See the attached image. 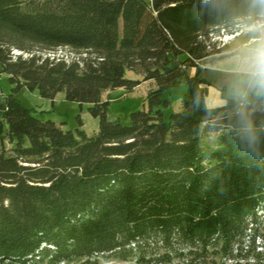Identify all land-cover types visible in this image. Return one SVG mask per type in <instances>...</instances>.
<instances>
[{
  "label": "trees",
  "instance_id": "16d2710c",
  "mask_svg": "<svg viewBox=\"0 0 264 264\" xmlns=\"http://www.w3.org/2000/svg\"><path fill=\"white\" fill-rule=\"evenodd\" d=\"M260 16V0H0L14 86L0 104V264H264V95L209 106L200 77L222 50L210 30ZM59 47L84 56L43 54ZM147 81L148 109L109 120L103 92ZM22 87L89 104L97 133L41 119L14 97ZM205 125L217 135L203 146Z\"/></svg>",
  "mask_w": 264,
  "mask_h": 264
},
{
  "label": "rangeland",
  "instance_id": "374dc122",
  "mask_svg": "<svg viewBox=\"0 0 264 264\" xmlns=\"http://www.w3.org/2000/svg\"><path fill=\"white\" fill-rule=\"evenodd\" d=\"M145 1L147 3L151 2V0ZM262 25H264V16L253 20L240 18L227 26L214 27L208 33V43H211L215 48L222 49L220 53L214 54L201 62L200 77L205 78L211 84L206 98L209 106L222 105L228 97L240 98L247 95H264V93L258 92L257 89L250 85L251 72L254 67L257 50L264 47V26ZM235 36L237 37L232 40ZM252 38H258L259 41L248 44ZM43 54L55 58H63L66 61L76 60L84 56V53L63 47L45 51ZM226 62L230 63L236 72H223L222 67H225ZM189 72L195 73V70L192 69ZM125 77L132 80L142 79L140 74H136L133 71H126ZM13 87L9 76L1 72L0 67V104L13 94ZM154 87L153 81H147L141 82L132 91H127L124 88L104 91L102 100H108L109 102L108 119L111 121L118 120L123 125H129L132 112L148 109L147 94ZM186 92L187 87L179 85L164 93L163 97H168L171 101L170 107L164 109L165 121H168L172 112L180 110L182 96ZM14 97L23 106L33 108L41 119L54 121L63 130L75 131L76 129H81L88 137L95 135L98 131L99 120L92 117L89 113L88 108L90 105H80L77 102L68 101L65 99L64 92L57 93L52 101L42 98L37 90L29 91L26 87H22L14 93ZM216 130V127L205 125L202 132L203 146L215 142ZM5 145L9 147L7 143ZM262 233H264V227H262ZM256 245L258 246L257 251L264 253V240H256ZM99 264L132 263L104 258L100 260ZM240 264L247 263L242 260Z\"/></svg>",
  "mask_w": 264,
  "mask_h": 264
},
{
  "label": "clouds",
  "instance_id": "9594fccd",
  "mask_svg": "<svg viewBox=\"0 0 264 264\" xmlns=\"http://www.w3.org/2000/svg\"><path fill=\"white\" fill-rule=\"evenodd\" d=\"M260 3L264 4V0H260ZM250 85L257 89L258 92L264 93V47L257 50L254 67L251 72ZM246 131L251 133L250 124H246Z\"/></svg>",
  "mask_w": 264,
  "mask_h": 264
},
{
  "label": "crops",
  "instance_id": "0c3cea01",
  "mask_svg": "<svg viewBox=\"0 0 264 264\" xmlns=\"http://www.w3.org/2000/svg\"><path fill=\"white\" fill-rule=\"evenodd\" d=\"M245 43V42H244ZM225 67H222V71L223 72H225V73H233V72H236L235 70H234V67L230 64V63H225V65H224ZM203 68H205V67H203ZM194 72H190V74H193ZM208 94H209V92H208ZM208 96V95H207ZM241 98V97H240ZM208 104V103H207Z\"/></svg>",
  "mask_w": 264,
  "mask_h": 264
},
{
  "label": "built area",
  "instance_id": "2783aa9c",
  "mask_svg": "<svg viewBox=\"0 0 264 264\" xmlns=\"http://www.w3.org/2000/svg\"><path fill=\"white\" fill-rule=\"evenodd\" d=\"M236 37H237V36L233 37L232 40H233L234 38H236ZM258 41H259L258 38H252V39L249 41L248 44H253V43H256V42H258ZM248 44H247V45H248Z\"/></svg>",
  "mask_w": 264,
  "mask_h": 264
},
{
  "label": "bare ground",
  "instance_id": "6f19581e",
  "mask_svg": "<svg viewBox=\"0 0 264 264\" xmlns=\"http://www.w3.org/2000/svg\"><path fill=\"white\" fill-rule=\"evenodd\" d=\"M262 26H264V25H262ZM234 33V32H233ZM238 34V33H237ZM231 35V34H230ZM229 37V36H228ZM229 41V40H228ZM224 43V42H223ZM225 44V43H224Z\"/></svg>",
  "mask_w": 264,
  "mask_h": 264
}]
</instances>
